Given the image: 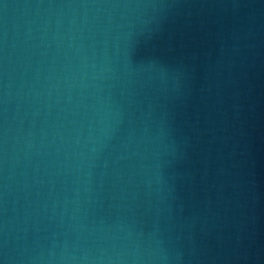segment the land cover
Segmentation results:
<instances>
[{
	"label": "water",
	"instance_id": "obj_1",
	"mask_svg": "<svg viewBox=\"0 0 264 264\" xmlns=\"http://www.w3.org/2000/svg\"><path fill=\"white\" fill-rule=\"evenodd\" d=\"M0 264H264V0H0Z\"/></svg>",
	"mask_w": 264,
	"mask_h": 264
}]
</instances>
